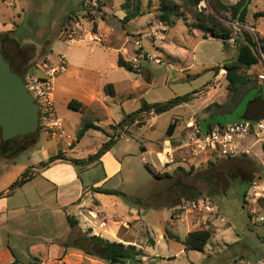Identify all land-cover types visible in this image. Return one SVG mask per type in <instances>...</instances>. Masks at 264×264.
I'll return each mask as SVG.
<instances>
[{
	"label": "rangeland",
	"instance_id": "1",
	"mask_svg": "<svg viewBox=\"0 0 264 264\" xmlns=\"http://www.w3.org/2000/svg\"><path fill=\"white\" fill-rule=\"evenodd\" d=\"M123 1L0 0L4 52L20 74L40 77L55 69L51 94L55 119L61 125L54 129L55 136L39 126L34 144L29 137H17L15 146L26 149L20 147L14 156L0 158V208L7 209L11 219L0 226V251L9 248L17 264H28L33 258L39 264H108L86 253L98 250L90 239L98 236L141 251L136 262L126 264H261L264 220L259 218L264 219V195L257 198V190L251 187L264 181V141L246 137L235 157L214 161L194 156L187 144L192 122L202 130L210 123L235 122L260 92L257 75L264 73V58L257 40L264 37V18L256 19L254 13L264 10V0H248L244 24L230 13L217 12L210 0L199 4L198 10L231 28L227 45L210 35L203 39L188 16L173 27L159 23L155 0H142L149 13L123 24ZM223 1L231 6L238 0ZM245 34L257 43L253 49L259 62L240 71L252 81L233 96L227 90L223 65L235 61L236 40L243 41ZM89 35L95 41H88ZM119 55L138 71L119 68ZM108 84L114 87L113 97L105 93ZM205 86L209 91L203 92ZM184 95L191 100L168 112L136 114L143 102L164 103ZM73 99L87 107L82 112L69 110L67 103ZM131 114L135 120L123 123V117ZM174 120L177 133L167 138L166 130ZM83 122H94L100 130H90L77 143ZM110 137L113 143L106 155L93 165L62 160L41 168L59 151L66 158H85ZM168 139L172 142L171 149L166 144L168 161L159 160L156 152ZM27 170L29 176L35 170L36 176L6 197ZM195 177L208 179L211 191ZM178 180L193 187L195 194L189 198H205L213 212L180 210L183 199L175 200L170 192ZM58 184L62 185L55 191ZM95 187L117 189L124 196L91 192ZM78 195H82L78 201L60 208ZM66 215L76 225L71 227ZM50 219L57 224L46 226ZM102 222L105 227H100ZM209 227L214 234L203 251L185 252L181 243L165 236V229L184 239L190 231ZM79 238L87 240L82 249L75 245ZM34 244H45L46 249L32 250Z\"/></svg>",
	"mask_w": 264,
	"mask_h": 264
},
{
	"label": "trees",
	"instance_id": "2",
	"mask_svg": "<svg viewBox=\"0 0 264 264\" xmlns=\"http://www.w3.org/2000/svg\"><path fill=\"white\" fill-rule=\"evenodd\" d=\"M205 0H155V8H156V19L159 23L167 26L173 27L176 22L181 19V17L188 16L194 22L193 30H198L202 33L203 39H206L207 36L220 41L223 45H227V41L231 39L232 30L228 27L224 22L217 18L213 14H206L204 10H198V6L201 2ZM153 2L152 0H148V3ZM246 0H238L235 4L228 6L224 3L223 0H210V5L219 13L227 12L230 13L231 16L237 21L241 23H245L247 9L243 8ZM121 10L124 12V17L122 19V23H128L132 20H135L139 17L146 15L147 8H144L142 0H124L121 4ZM254 18H264V10L254 13ZM189 27V32L191 31V26ZM2 42V55L4 59L9 62L10 67L13 72L23 76L24 74H20L18 70L14 69L12 62L6 56L3 49V41ZM258 43L264 58V37L258 38ZM238 44V52L235 61L232 64H224V68L226 70L225 79L227 81V90L233 96L236 95L239 89L246 88L252 81L251 76L245 73H241V70H248L253 65H256L259 62L258 55L254 52L253 46H256L252 40V37L245 34L244 39L236 40ZM264 62V59H263ZM118 67L123 68L127 71L137 72L138 69L135 65L130 61H125L121 55H119L117 60ZM260 92L256 94V96L264 93V88L262 86L259 87ZM105 93L111 97L115 96L114 87L112 84H108L104 87ZM255 96V97H256ZM190 95H184L175 97L164 103H155V104H147L143 102L140 109L136 112H150L155 115H160L162 113L168 112L173 108L180 106L183 103H187L191 100ZM216 106V105H215ZM68 109L76 112H82L83 105L77 100H70L67 103ZM208 106L206 109H209ZM135 114L126 115L122 122H126L128 120H135ZM241 120L240 116L237 117V120ZM235 121V122H236ZM121 124V123H120ZM176 120L169 124L166 130L167 138L172 137L175 128H176ZM214 124H208L206 129H211ZM100 130V128L94 125L92 122H83L79 130L76 133L75 142H79L85 135V133L89 130ZM23 137V136H22ZM24 137H29L30 142H36V135H25ZM17 137L7 140L1 141L0 143V158L8 159L17 152V150L21 147L15 146V139ZM113 143V138L110 137L107 142H105L99 150H97L94 154L89 155L85 159H77V158H66L64 153L58 152L57 154L50 156L47 161L41 163V167H46L50 163H54L56 161L66 160L73 165H81L83 167H87L96 161H98L105 152H107ZM23 147H21L22 149ZM31 176V175H30ZM28 174V170L25 171L22 176L16 180L8 189V192H13L17 188L22 187L25 183L30 180ZM92 191L99 194L105 195H113V196H124V194L117 189H105L101 187L92 188ZM2 194H0L1 196ZM67 221L71 227L76 225V220L72 217L67 216ZM214 234V228L209 227L206 229H198L194 231H190L181 239L179 236L170 233L168 229H165L166 238L179 242L183 245L184 251H203L209 240L212 238ZM92 242L98 247L97 251L86 252L90 256H95L101 260H104L108 264H126L128 262H136L138 257L141 255V251L137 250L134 245H124L121 242L108 241L106 239H102L98 236L90 237ZM40 260L38 258H33L28 264H39ZM12 264H17L14 261Z\"/></svg>",
	"mask_w": 264,
	"mask_h": 264
},
{
	"label": "built area",
	"instance_id": "3",
	"mask_svg": "<svg viewBox=\"0 0 264 264\" xmlns=\"http://www.w3.org/2000/svg\"><path fill=\"white\" fill-rule=\"evenodd\" d=\"M95 36L89 35L88 41H95ZM72 39H68V41ZM264 65V62H263ZM45 69L47 65H43ZM55 69L49 68L45 71L44 76H36L32 73L23 75V83L28 95L38 106L39 126H43L45 130L52 132L53 136L55 128H59L60 122L55 119V110L52 90V76ZM260 86L264 88V73L257 75ZM188 147L194 156H203L207 160H216L224 158H232L237 154V150L241 141L246 137H258L264 141V119L260 121L238 120L236 122L227 123L221 127L214 125L211 129L202 130L198 124L192 122L188 127ZM262 136V137H260ZM246 152V151H244ZM252 190H257L254 195L260 197L264 195V181L253 183ZM182 211L197 212H213V208L205 198H188L183 199V203L179 206ZM260 221L264 219L259 218ZM105 222L100 224L104 227ZM261 264H264L262 262Z\"/></svg>",
	"mask_w": 264,
	"mask_h": 264
},
{
	"label": "water",
	"instance_id": "4",
	"mask_svg": "<svg viewBox=\"0 0 264 264\" xmlns=\"http://www.w3.org/2000/svg\"><path fill=\"white\" fill-rule=\"evenodd\" d=\"M246 0L243 8L247 5ZM241 120L260 121L264 119V96L258 95L252 98L245 106L240 116ZM221 127V124H217ZM39 128L38 106L28 95L23 77L12 71L9 62L2 55V42L0 41V137L7 141L19 136L35 134ZM33 142L32 144H34ZM23 147L21 150H25ZM206 183L211 191L210 181L203 177H195ZM186 189H191V193ZM175 200L188 198L195 194L194 189L176 181L170 188ZM200 196V195H198ZM196 196V197H198ZM86 239L79 238L75 245L83 248Z\"/></svg>",
	"mask_w": 264,
	"mask_h": 264
},
{
	"label": "crops",
	"instance_id": "5",
	"mask_svg": "<svg viewBox=\"0 0 264 264\" xmlns=\"http://www.w3.org/2000/svg\"><path fill=\"white\" fill-rule=\"evenodd\" d=\"M237 1H235V3H236ZM235 3H230V4H235ZM202 34V33H201ZM212 39V38H211ZM79 41V40H78ZM69 42H75L74 40L73 41H71V40H69ZM63 59V64H64V66H67V63H66V61H65V59L64 58H62ZM64 66L61 68V70H59L60 72H63L64 70H65V68H64ZM70 66V65H69ZM119 68H121V67H119ZM207 87L205 86V88H204V90H203V92H207V91H209V90H207L206 89ZM258 90L260 91V89H259V86H258ZM79 102V101H78ZM81 103V102H80ZM82 105H83V103H82ZM87 107V106H86ZM84 105H83V109L84 108H86ZM70 110V109H69ZM125 116V115H124ZM154 116H155V114H154ZM124 118V117H123ZM122 118V119H123ZM94 125H96L94 122H92ZM176 124H178V121L176 120ZM97 126V125H96ZM176 127H177V125H176ZM92 130V129H91ZM175 130H176V128H175ZM90 131V130H89ZM89 131H87L86 133H85V135L86 134H88L89 133ZM95 131V130H94ZM174 133H177V132H175L174 131ZM84 135V136H85ZM83 136V137H84ZM107 138H108V136H107ZM170 138H172V137H170ZM78 143V142H77ZM171 139H168V140H164V141H162L161 142V146H160V149H159V151L158 152H156V154H157V156L159 157V160H166V161H168V159H167V154H166V151H167V149L168 148H166L167 147V145L166 144H169L170 145V149H171ZM68 145H70V144H68ZM94 154V153H93ZM89 155H92V154H89ZM89 155H87L85 158H87ZM104 155H106V153L105 154H103L101 157H103ZM85 158H81V159H85ZM101 159V158H100ZM100 159L98 160V161H96V162H99L100 161ZM95 162V163H96ZM94 164V163H93ZM93 164H91V165H93ZM33 168V167H32ZM41 168H45V167H41ZM67 168L68 167H66L65 169L67 170ZM36 176V174H35V170H33V174H31V178H30V180H32L34 177ZM72 181H75L76 182V179H73ZM68 182H70V181H68ZM59 185L61 186L62 184H58V186L57 187H55V191H57V188H59ZM21 188V187H20ZM17 189H19V188H17ZM16 189V190H17ZM106 189V188H105ZM82 190V194H83V190H84V188H82L81 189ZM15 191V190H14ZM13 191V192H14ZM89 191H90V189H89ZM13 192H6V197L7 196H9V195H11ZM91 192H93V191H91ZM95 193V192H94ZM82 196V195H81ZM81 196H77L75 199H72V200H70L67 204H61L60 205V208H65L66 206H68V204H72V203H74V202H76V201H78L79 200V198L81 197ZM56 197H58V193L56 192ZM80 206L79 205H77V208H79ZM66 216H70V215H66ZM15 219V218H14ZM11 219H9V211L7 210V209H5V208H0V226H2V225H4V224H6L7 222H9ZM46 223H45V225L46 226H53V225H55V224H57V220L56 219H50V220H48V221H45ZM106 226V225H105ZM104 226V227H105ZM95 234H97V233H95ZM26 237L24 236V237H22V239H25ZM21 242H22V240L21 239H19ZM107 240V239H106ZM117 242V241H116ZM123 244H124V242H122ZM125 245V244H124ZM36 246H38L39 247V249L38 250H42V248H44L43 250H45L46 249V245L45 244H40V246L42 247V248H40V246H39V244L38 245H36V244H34V245H32L31 246V248H32V250H37V247ZM48 252V251H47ZM14 261H16L17 263H18V260L17 259H15L14 258V256H13V254L11 253V251H10V249L9 248H7V249H4V250H1L0 251V264H12ZM162 264H164V263H162Z\"/></svg>",
	"mask_w": 264,
	"mask_h": 264
},
{
	"label": "flooded vegetation",
	"instance_id": "6",
	"mask_svg": "<svg viewBox=\"0 0 264 264\" xmlns=\"http://www.w3.org/2000/svg\"><path fill=\"white\" fill-rule=\"evenodd\" d=\"M230 113H233V110H232ZM239 116H241V115H239ZM181 183H182V182H181ZM182 184L186 185L185 183H182ZM191 188L193 189V187H191ZM186 191L189 192V193H191L192 190H191V189H186ZM188 198H189V197H188ZM188 198H185V197H184V198H182V199H188Z\"/></svg>",
	"mask_w": 264,
	"mask_h": 264
}]
</instances>
